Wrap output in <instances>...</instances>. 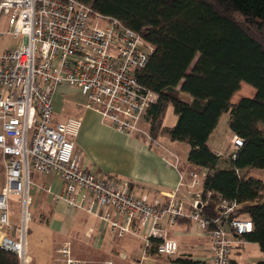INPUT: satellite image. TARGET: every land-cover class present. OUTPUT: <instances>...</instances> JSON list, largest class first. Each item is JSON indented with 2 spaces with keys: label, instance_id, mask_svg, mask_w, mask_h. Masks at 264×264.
<instances>
[{
  "label": "built area",
  "instance_id": "obj_1",
  "mask_svg": "<svg viewBox=\"0 0 264 264\" xmlns=\"http://www.w3.org/2000/svg\"><path fill=\"white\" fill-rule=\"evenodd\" d=\"M8 35L20 45L0 54V165L4 183L0 191V247L12 252L18 264H33L27 255V226L32 219L31 189H41L70 211L97 217L104 230L117 238L130 236L143 243L142 256L133 264H152L154 256L172 259L178 244L168 237L167 227L186 220L211 242L206 264H233V253L246 244L251 220L243 217L242 205L219 199V217L202 214L211 193L205 196V171H179L173 193L158 200L137 195L128 183L92 173L81 165L75 140L81 120L55 121L53 94L65 84L85 99L79 107L98 114L116 132L137 135L151 143L145 114L155 104L156 93L143 88L135 77L145 67L154 48L140 34L117 19L92 10L79 0H0V18ZM158 146V142L151 143ZM243 140L233 135L225 153L234 158ZM168 154V152H163ZM164 156V155H162ZM53 175L62 191L31 182V174ZM186 189L182 196L180 193ZM9 196L18 197V221H11ZM220 198V197H219ZM57 264H94L72 256L69 243L57 250ZM98 264H114L104 260Z\"/></svg>",
  "mask_w": 264,
  "mask_h": 264
},
{
  "label": "trees",
  "instance_id": "obj_2",
  "mask_svg": "<svg viewBox=\"0 0 264 264\" xmlns=\"http://www.w3.org/2000/svg\"><path fill=\"white\" fill-rule=\"evenodd\" d=\"M79 1L152 45L147 64L135 74L158 96L144 117L151 143L164 134L188 145L187 165L205 171L203 194L211 193L202 214L219 217L221 198L241 204L253 224L244 239L264 256V181L249 176L264 171V131L258 127L264 125V0ZM242 85L253 96L232 102ZM169 107L176 117L172 128L163 126ZM223 114L230 132L243 140L234 158L216 155L207 144ZM172 259L171 264H206L188 256ZM0 264L18 260L0 247Z\"/></svg>",
  "mask_w": 264,
  "mask_h": 264
},
{
  "label": "rangeland",
  "instance_id": "obj_3",
  "mask_svg": "<svg viewBox=\"0 0 264 264\" xmlns=\"http://www.w3.org/2000/svg\"><path fill=\"white\" fill-rule=\"evenodd\" d=\"M6 31V20L1 17L0 54L16 49L21 43L20 38H14L13 36L6 34ZM253 94L254 92L252 89L242 85L241 89L233 95L232 102H236L241 97H251ZM181 97L185 101L190 99V97L186 94H182ZM73 105L74 101L72 102L70 100L68 104L69 107L66 109V113L68 115L66 117L81 118L82 111H79L81 109L76 111ZM62 120L63 119L61 118L60 121ZM227 120L228 114H223L216 128V132L219 135L217 136L220 137L221 135L222 137L216 147L223 153L226 151L228 142L225 136L229 135V128L226 127ZM175 123L176 117L173 114L172 107H169L166 112L163 126L172 128ZM258 127L260 130L264 131L263 124H259ZM144 128L147 129V126L145 125ZM93 134L94 133L91 135ZM106 138L110 139L111 137L107 135ZM130 140L137 141L136 143L144 145V147H147L152 152H156L157 155L160 151L165 153L168 152V156L165 158L166 160L170 161L171 156L169 154H171L178 159L181 166H188L186 162L189 152L188 146L180 142H172L167 139L164 134L160 135L157 141L158 146L156 147L150 145L149 141L140 135L132 137L127 142H122L113 138L112 143L106 141L107 143L103 146L98 145V149L96 147L93 148V155L96 154L94 163L99 165L105 172L108 171L113 173L115 175V179H118L117 177L129 178V175H131L130 173L132 172L137 175L141 172L144 173L146 165L144 164V161L139 159V155H137L135 162L133 160L134 154L132 153L133 149ZM93 143L95 142L93 141ZM89 160L91 161V158H89ZM190 170L197 173L201 172L200 170ZM39 176V173H33L30 179L31 182L36 184L39 181ZM249 176L264 181L263 170H252L249 173ZM2 181L3 172L0 165V191ZM8 202L10 214L12 216L11 221L16 223L18 221L19 212L18 197L9 196ZM56 210L57 209L55 207L52 211H50L48 214L49 217L47 218L48 224H46V220L43 219L45 216H40V212L38 210H33L31 208L33 217L27 226L28 232L26 239L27 255L33 259L34 264L60 263L61 258L55 253V248H59L64 242L69 243L72 250V256L74 258L94 264H98L104 260H110L114 264H133L142 256L144 247L143 243L139 239L130 236L117 238L116 236L110 235L106 230H104V225L100 219L83 211L65 210L64 213H61ZM177 242L179 243L178 255L185 254L194 259H201L208 255V250L206 248L198 249V242L196 239H188V242L183 244L178 238ZM243 248L246 249L245 252L240 251L239 254L234 255L238 264H243L246 258L250 259L262 254L254 243H247V245L245 244ZM172 260L173 259L154 258L152 264H171Z\"/></svg>",
  "mask_w": 264,
  "mask_h": 264
},
{
  "label": "crops",
  "instance_id": "obj_4",
  "mask_svg": "<svg viewBox=\"0 0 264 264\" xmlns=\"http://www.w3.org/2000/svg\"><path fill=\"white\" fill-rule=\"evenodd\" d=\"M81 94L78 90L69 88L65 84H62L58 86L53 94V113H54V119L55 121L61 122V118L65 121L68 118L73 117H66L68 116L66 113V109L69 107V101H74V109L76 111H82L81 118H77L81 120V128L79 130V134L75 140V151L78 153L81 157V165L86 168L89 172L102 174L106 176H113L115 175L113 173H110L108 171H104L99 165H96L94 163V159H96V154L93 155V148L98 149V145L103 146L106 144V141H109L112 143L113 138L120 140L122 142H127L132 137H126L123 134H120L116 132L112 127L105 123L104 120L101 119V117L96 114L95 112L85 109L82 107H79V104H84L85 99L83 100ZM238 101V100H237ZM62 120V121H63ZM229 118L226 121V127H228ZM217 128V127H216ZM216 128L212 132V134L209 136L207 144L209 148L215 152L220 151L216 146L218 145L220 139L222 138L221 135H219L216 132ZM94 133L93 135H91ZM110 136L111 138H106V136ZM218 135V136H217ZM233 136V134L229 130V135H226L225 138L228 139ZM93 139V140H92ZM93 141L96 143H93ZM137 141H131L130 143L132 145L133 149V160L135 162L137 155H139V159L144 161V164L146 165V170L144 173H140L137 175L136 173H130V177H123L118 178L119 181H123L129 184L133 192L137 195H147L149 198L156 197L158 200H164L165 196H167L170 193H173L174 190L178 187L179 184V171L174 168L171 157L170 161L166 160L165 158L168 156L167 154H163V152H158V155L156 152H152L147 147H144V145L136 143ZM186 145V144H185ZM188 146V145H187ZM189 148V147H188ZM81 153V154H80ZM164 155V156H162ZM91 158V161L89 160ZM93 158V159H92ZM181 166V165H180ZM182 170L181 172H188L190 169H192L189 166H181ZM193 170V169H192ZM202 171V170H200ZM33 174V173H32ZM31 174V177H32ZM128 176V175H125ZM39 181L35 184L36 186L41 187H48L53 193H59L62 191L63 185L61 181L53 176V175H43L40 174ZM4 183V178L2 181V187ZM1 187V189H2ZM186 189L184 188L183 191L180 193V195L185 194ZM30 194L33 198V210H38L40 213V216H45L43 219H45L46 224H48L47 218L49 217L50 211H52L56 207V211H60L61 213H64L65 210H68L66 205L61 202H54L49 194H47L44 190L41 189H31ZM70 211V210H68ZM45 212V213H44ZM47 213V215H46ZM32 215V212H31ZM12 217V216H11ZM33 217V215H32ZM32 220V219H31ZM168 237L178 241V238L180 239L181 243L188 242V239H196L198 244V249H207L208 255L201 258V259H194L191 258L189 255L182 254L181 256H188L193 260H199L204 261L205 263L212 255L211 252V242L210 238L197 231L190 222L186 220H181L178 222V224L174 226L167 227ZM248 242H246L247 245ZM178 244V251H179V243ZM253 244V243H248ZM257 246V245H256ZM244 247V246H243ZM258 247V246H257ZM58 248H55V253L57 254L56 250ZM243 249V250H242ZM245 248H241L239 250H235L233 253V264H238L235 254H239L240 251H246ZM259 249V247H258ZM260 251V250H259ZM261 252V251H260ZM180 256V255H177ZM32 263L33 259L30 258ZM264 256L263 254L253 257V258H246L243 264H256L260 261H263Z\"/></svg>",
  "mask_w": 264,
  "mask_h": 264
}]
</instances>
